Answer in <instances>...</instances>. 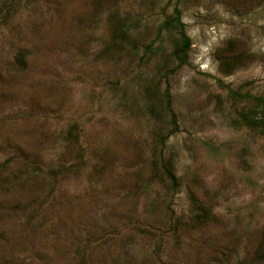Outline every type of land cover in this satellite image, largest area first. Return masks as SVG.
I'll list each match as a JSON object with an SVG mask.
<instances>
[{
	"label": "rangeland",
	"instance_id": "1",
	"mask_svg": "<svg viewBox=\"0 0 264 264\" xmlns=\"http://www.w3.org/2000/svg\"><path fill=\"white\" fill-rule=\"evenodd\" d=\"M0 264H264V0H0Z\"/></svg>",
	"mask_w": 264,
	"mask_h": 264
},
{
	"label": "trees",
	"instance_id": "2",
	"mask_svg": "<svg viewBox=\"0 0 264 264\" xmlns=\"http://www.w3.org/2000/svg\"><path fill=\"white\" fill-rule=\"evenodd\" d=\"M177 2V0H176ZM174 17H173V21L176 22V24L178 25V27L180 28V37L182 40V43L180 44L179 48L177 47L174 54L176 56V58H180V62H184L185 60V56H186V51L189 48L190 45V41L189 38L186 36V34L184 33L183 30V23L180 21V12L179 10L175 7L174 9ZM181 55V57H180Z\"/></svg>",
	"mask_w": 264,
	"mask_h": 264
}]
</instances>
